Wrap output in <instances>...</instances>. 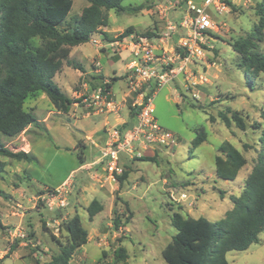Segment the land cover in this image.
Returning a JSON list of instances; mask_svg holds the SVG:
<instances>
[{
	"label": "rangeland",
	"instance_id": "1",
	"mask_svg": "<svg viewBox=\"0 0 264 264\" xmlns=\"http://www.w3.org/2000/svg\"><path fill=\"white\" fill-rule=\"evenodd\" d=\"M187 1L125 0L123 5L126 7L143 6L144 9L132 14L109 11V27L100 28V32L94 35L104 44L119 42L120 45L97 48L90 42L72 48L70 58L76 64L91 69L100 68L99 61L95 59L100 56L106 75L112 77L115 71L123 76L132 56L125 49L127 38L119 40L117 37L127 28L134 27L138 33L135 36L148 32L154 44L168 40L175 48L178 47V41L189 34V30L180 25L187 14V8H184ZM193 1L201 4L200 0ZM261 2L233 0L230 11L218 13L210 9L216 29L206 33L202 45L205 55L194 59L188 73H182L164 85L154 97L158 124L174 134L178 142L174 148L155 147L154 160L132 158L127 166L131 168L129 178L121 184L124 186L121 198L115 194L112 211V200L106 194L82 191L79 196V189L74 190L75 179H86L82 176L87 169H80V158L90 160L92 156L89 142L86 141L89 146L85 153L78 142L81 138L77 131L78 122L71 121L67 115L69 111L56 108L44 92L27 99L24 105L26 111H33L40 119L48 118L54 111L50 123L57 124H51L49 130L44 124L35 127L39 135L33 139L34 154L39 162H19L0 155V161L5 163V172L0 176V250L8 247L6 241L11 239L10 233L15 229L20 228L27 234L26 238H15L11 251L1 264L35 263L32 255L43 254L41 247L58 254L59 247L55 242L66 243L68 239L62 225L76 214L80 215L82 225L88 230L89 241L78 251L71 264H118L114 251L119 245L127 249L128 264H167L162 251L176 234L171 225L174 213L184 217H203L226 228L223 223L226 213L233 208L232 198H240L244 192L246 180L257 163L260 137L264 130V73L257 77L247 76L240 55L232 47L238 40L254 35L255 25L259 22L256 9ZM88 5L86 0H74L63 26H74ZM171 24L176 26L175 30L169 28ZM103 32L108 33L111 40H107ZM33 44L39 46L41 40L35 38ZM258 50L264 54V40L259 42ZM64 66L69 80L80 76L79 71L68 68L66 64ZM89 77L88 91L83 90L82 79L73 82L74 89L69 88V81L67 85L59 84L67 95H71L70 91L81 94L80 97H72L74 103L71 108L78 119L82 113L96 109L83 102V96L89 97L101 83L98 76L95 79ZM114 84V92L121 98L127 91L126 81L119 80ZM228 109L242 114L246 122L245 131L234 123L231 128L225 126L220 114L231 117ZM257 124L261 125L260 130L253 128ZM123 132L126 134L127 129ZM199 132L206 136V141L196 147L193 141ZM1 141L8 147L13 139L1 135ZM225 141L239 149L247 160V165L234 181L216 176L215 159L219 146ZM143 157L145 155L140 158ZM126 159L131 158L124 155L122 162L125 167ZM74 170L75 173H72ZM66 178L69 180L65 187L68 192L63 196L66 206L56 213L48 208L47 200L40 198V191L34 190L31 182L34 180L35 185L55 187ZM87 181H93V178H87ZM183 194L187 198L181 199ZM94 199L101 201L105 209L91 221L87 208ZM60 215L59 224L52 225L50 220H59ZM117 217L120 218L118 230L114 227ZM23 242L26 246L19 248L18 245ZM227 260L229 264H264V232L259 235V242L249 249L229 252Z\"/></svg>",
	"mask_w": 264,
	"mask_h": 264
},
{
	"label": "trees",
	"instance_id": "2",
	"mask_svg": "<svg viewBox=\"0 0 264 264\" xmlns=\"http://www.w3.org/2000/svg\"><path fill=\"white\" fill-rule=\"evenodd\" d=\"M86 1L89 5L83 9L75 25L65 27L63 25L67 22L74 0H0L1 156L19 162L32 163L36 160L31 153L9 149L1 141V135L15 138L29 127H40L33 111L24 108L27 99L39 92H44L56 108L70 111L74 101L61 90L55 77L65 64L83 70L81 65L70 60L71 49L90 43L100 28L109 27V11L132 14L144 9L143 6L126 7L123 5L125 0ZM228 4L232 6L230 2ZM256 14L259 22L255 25L254 35L240 39L232 46L240 55L246 75L254 77L264 73V54L258 50L259 42L264 40V0L258 4ZM103 34L107 40H111L108 33ZM134 34L138 35L134 27H129L117 38L123 40ZM140 36L150 38L148 32ZM35 38L41 40V45L33 44ZM111 87L112 82L106 84L107 89ZM130 110L134 123L138 112L134 113L135 108L132 107ZM228 112L231 117L225 113L220 114L225 126L231 128L234 123L241 131H245L246 122L242 114L231 109ZM262 118L264 120V115ZM253 128L260 130L261 125L257 124ZM126 129L127 126L123 127V130ZM205 141L206 136L199 132L193 145L197 147ZM260 144L257 163L246 180L242 196L232 198L233 208L226 213L223 221L226 228L203 217H184L180 213L172 215L171 225L176 234L162 251L167 264H229V252L245 251L259 242V235L264 232V130ZM218 153L215 159L216 176L234 181L240 170L247 165L246 158L229 141L219 146ZM83 159L80 158L81 162ZM139 160L154 159L143 157ZM128 171L124 166L123 175L118 177L120 184L128 178ZM4 172L5 163L0 161V176ZM103 210V205L93 200L87 208L89 219L92 221ZM119 224L120 218L117 217L114 220L116 230ZM62 228L68 236L67 242L57 241L60 245L59 254L45 264H71L75 252L88 242L89 233L82 225L79 214L65 221ZM114 257L118 264H128L129 254L123 246L119 245L115 249Z\"/></svg>",
	"mask_w": 264,
	"mask_h": 264
},
{
	"label": "built area",
	"instance_id": "3",
	"mask_svg": "<svg viewBox=\"0 0 264 264\" xmlns=\"http://www.w3.org/2000/svg\"><path fill=\"white\" fill-rule=\"evenodd\" d=\"M229 2L233 0H200V5L195 1H187V14L180 25L189 30V34L178 41V47L172 52L161 50L148 37L131 35L126 39L125 49L132 56V61L127 64L128 95L132 96L133 108L138 109V114L131 130L127 129L126 134L111 129L102 162L108 178L112 183H118V176L124 173L122 159L142 157L146 151L155 147L174 148L177 138L174 134L162 128L155 117L154 97L160 88L173 81L182 73L189 72V65L194 59L205 55L202 45L209 31L216 29L212 21L210 9L222 13L230 11ZM175 30L176 26L169 27ZM95 46H102V41L92 38ZM120 45V43H117ZM103 82L89 97L83 96V102L88 107H95L106 110L110 113L118 112L120 105L113 98L111 90L106 88ZM95 178V177H94ZM67 183L54 190H48L40 195V198L47 200L48 208L51 211H60L66 206V199L63 196L68 192L65 188ZM187 198L181 195V199ZM8 247L0 250V264L11 251L15 238H26L27 234L17 228L10 233ZM24 246L26 243L23 242Z\"/></svg>",
	"mask_w": 264,
	"mask_h": 264
},
{
	"label": "crops",
	"instance_id": "4",
	"mask_svg": "<svg viewBox=\"0 0 264 264\" xmlns=\"http://www.w3.org/2000/svg\"><path fill=\"white\" fill-rule=\"evenodd\" d=\"M184 8H187V6L185 5ZM117 43H119V42H114V43H110V44L109 43L108 44L102 43V46H106V45L114 46ZM102 46H99V47L95 46V47L100 48ZM159 48L161 50L165 49L169 52H172L175 49V46L173 44L169 43L168 40H167V42L163 40V42L159 44ZM72 53H73V49H71L70 57H71ZM102 56L104 58V55H102ZM95 59L97 61H99L98 63L100 64L99 65L100 68H93L92 67L91 69H86L84 66H81L83 68V70L81 71V70H76L72 67H68V68H71V69H74V70L80 72V76H75L73 81H71L68 79V74H67L68 71L66 72L65 66H64L62 68V70L56 75L55 81L59 87H60V85H59L60 83H65L67 85V81H69V85H70L69 88L74 89V87H76V86L73 84V82L75 80L80 81L82 79V83H83L82 88H83V90L85 89L87 91H88L89 80H90L89 76H92V78H94V79L96 78L95 76H98L100 78V82H101V83L99 82L100 83L99 85H101L105 81L112 82V87L110 90H111V93L113 95V98L116 100L118 105H120V109L118 112L110 113L106 110V108H103L102 110L96 108L94 112H88L86 114L82 113V115H80L81 117L78 119L77 117H75V115L73 113V108H70V111L67 114L68 117H70L71 121L75 120L76 122H78L77 123V126H78L77 131L79 133V136L81 137L78 140V142L81 143V145H82L81 149L83 150V152L85 153V151H87L89 145L91 146L90 150L92 151V156H90V160H87L86 158H84L83 162L81 164L82 166L80 167V169H84V168L87 169L86 170L87 173L84 174L82 176V178L83 177H86V179L87 178H93V181H87L86 182V179L85 180L81 179L80 181H77L75 179L74 190L77 188L79 189V196L82 195L81 194L82 191L85 193L91 192V194H96L97 192L100 195L106 194L112 200V202H111V211H112L114 206H115V204H114L115 194H118L121 198L124 186L122 187V185L119 182L118 183H112V181L108 178V174L106 173V171L104 169V164L102 162V156H103V152L105 151L106 146H107L108 137H109L108 132L113 128H116V129H118V131L123 132L124 131L123 127L127 126V128H128L130 126V124L133 122V120L131 119V110H130V107L133 108V99H132V96L128 95V90L122 95L121 98L116 96V94L114 92V85H115L114 83L116 82L115 79H117V81L125 80L127 87H128L127 71L123 76H119L117 74V72L114 71L113 76L110 77L104 73V66H103L101 57L98 56ZM70 60H72V59L70 58ZM116 60H118V59H116ZM61 90L63 91V88H61ZM70 92H71V95H68V97L71 99L73 96H76V97L81 96V94H79L78 91H70ZM126 109H127V112H126ZM133 112L134 113L138 112V109L135 108V111H133ZM70 113H73V115H70ZM53 115H55V112L51 111L50 114L48 115V118L45 117V118L40 119L39 117H37L38 121L40 122V127L42 126V124H44L45 129L49 130V129H51V124L56 125L57 122L50 123ZM36 130L37 129L35 127H29L21 135L15 137V138H11V139H13V141H11V143L9 145L10 147L8 146V148L11 149L12 151L15 150L14 152H18L17 149H19V151L31 153L32 155L35 156L33 139L36 135H39V133L36 132ZM30 135H32V136L30 137ZM86 141L89 142V145L87 144ZM16 143H18V145H16ZM155 155H156V148H152L149 151L145 152L146 158H154ZM138 159H140V158H138ZM36 160L39 162V158L36 157ZM131 161H132V158L124 160L126 167L129 165V163ZM127 170L131 171V168L127 167ZM72 173H75V170L72 171ZM91 175H93L96 179H94V177H92ZM128 178H129V175H128ZM128 178L124 181V184L128 180ZM67 181H69L68 178L63 180L60 184L56 185L55 187H51L49 185H45V186L44 185L43 186L42 185H35L34 180H33L31 182V185L34 187V190L37 189L40 191V193H43V192H46L50 189L59 188L62 185H64ZM79 182H82L83 184L80 185ZM165 183H166V181H165ZM77 184H79L80 186H78ZM81 187H82V189L80 190ZM19 189H21V188H19ZM21 194L24 195L25 193L21 192ZM79 199L80 198H78L77 201ZM94 200H97V199H94ZM99 202L103 205V203L101 201H99ZM19 206H21V205L19 204ZM103 207L105 209L104 205H103ZM56 213H59V212L56 211ZM61 218H62V216L60 215L58 217L59 220L51 219L50 223L52 225H54V224L58 225ZM55 243L58 245L59 252H60V245L58 244L57 241ZM6 244H9V239H8V241H6ZM22 246H24L23 243L18 245L19 248ZM84 246H82L78 251L82 250ZM41 249L44 250V253L40 254V255L38 253L33 254L32 257L35 258V263H32V264H36V262H39L40 264H45L46 262L50 261L49 259H51L53 256H56L59 254V253L56 254L54 250L48 249L47 247H41ZM78 251L75 252L73 259H74L75 255L78 253ZM14 252H16V251H14ZM73 259H72L71 263L73 262Z\"/></svg>",
	"mask_w": 264,
	"mask_h": 264
},
{
	"label": "water",
	"instance_id": "5",
	"mask_svg": "<svg viewBox=\"0 0 264 264\" xmlns=\"http://www.w3.org/2000/svg\"><path fill=\"white\" fill-rule=\"evenodd\" d=\"M133 126H134V123H131L130 126L127 129L131 130Z\"/></svg>",
	"mask_w": 264,
	"mask_h": 264
}]
</instances>
